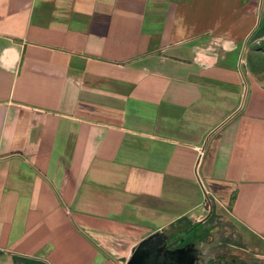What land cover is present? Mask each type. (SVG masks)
Instances as JSON below:
<instances>
[{
    "label": "crops",
    "instance_id": "crops-1",
    "mask_svg": "<svg viewBox=\"0 0 264 264\" xmlns=\"http://www.w3.org/2000/svg\"><path fill=\"white\" fill-rule=\"evenodd\" d=\"M258 38L264 0H0V264L215 221L264 257Z\"/></svg>",
    "mask_w": 264,
    "mask_h": 264
},
{
    "label": "water",
    "instance_id": "water-1",
    "mask_svg": "<svg viewBox=\"0 0 264 264\" xmlns=\"http://www.w3.org/2000/svg\"><path fill=\"white\" fill-rule=\"evenodd\" d=\"M170 229H158L131 248L125 264H204L212 257V242L187 241L182 246L170 247Z\"/></svg>",
    "mask_w": 264,
    "mask_h": 264
},
{
    "label": "rangeland",
    "instance_id": "rangeland-1",
    "mask_svg": "<svg viewBox=\"0 0 264 264\" xmlns=\"http://www.w3.org/2000/svg\"><path fill=\"white\" fill-rule=\"evenodd\" d=\"M250 68L253 74L262 82H264V39L262 38L255 39L251 44ZM211 222H214V220L211 219L208 221L209 224H212ZM218 225L228 228L224 223H220L219 221H215L214 224L210 225V228H215ZM198 227L196 226L194 229H192L187 237H194L198 231ZM171 228L174 231L183 230L185 228V224L180 223L177 227L174 226ZM226 231H228L226 235V241L228 244H230L228 246L230 251L226 256V260H233L238 264H264V257L254 255L251 252L244 250L242 247H240V245L235 244V237H233L231 232H229V229H226ZM218 264H220V262H218Z\"/></svg>",
    "mask_w": 264,
    "mask_h": 264
},
{
    "label": "flooded vegetation",
    "instance_id": "flooded-vegetation-1",
    "mask_svg": "<svg viewBox=\"0 0 264 264\" xmlns=\"http://www.w3.org/2000/svg\"><path fill=\"white\" fill-rule=\"evenodd\" d=\"M195 228V227H194ZM193 229V228H192ZM192 229L185 231L183 234L173 233L172 238L169 240L171 244L170 247L182 246L187 241H196V242H212L214 245L210 248L213 249L212 257L207 261L206 264H223L226 260V256L230 251L228 247L230 244L226 241V231L222 225H218L212 229H201L198 227V231L194 237L188 238L189 232ZM198 264H204L202 260L198 261Z\"/></svg>",
    "mask_w": 264,
    "mask_h": 264
},
{
    "label": "trees",
    "instance_id": "trees-1",
    "mask_svg": "<svg viewBox=\"0 0 264 264\" xmlns=\"http://www.w3.org/2000/svg\"><path fill=\"white\" fill-rule=\"evenodd\" d=\"M199 224H200V223L193 224L191 228H194V227H196V226L199 225ZM223 264H238V263H236V262L233 261V260H225V261L223 262Z\"/></svg>",
    "mask_w": 264,
    "mask_h": 264
}]
</instances>
